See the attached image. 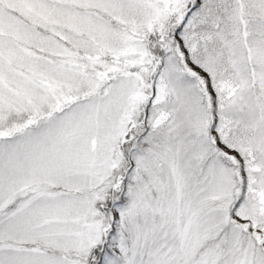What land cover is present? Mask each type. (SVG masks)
Listing matches in <instances>:
<instances>
[{"label": "snow or ice", "instance_id": "6c2138e0", "mask_svg": "<svg viewBox=\"0 0 264 264\" xmlns=\"http://www.w3.org/2000/svg\"><path fill=\"white\" fill-rule=\"evenodd\" d=\"M0 264H264V0H0Z\"/></svg>", "mask_w": 264, "mask_h": 264}]
</instances>
